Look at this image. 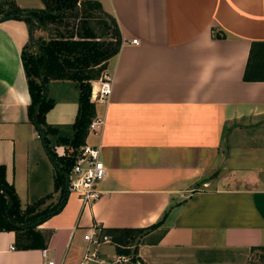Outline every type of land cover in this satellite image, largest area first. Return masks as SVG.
Returning a JSON list of instances; mask_svg holds the SVG:
<instances>
[{"label": "crops", "instance_id": "0c3cea01", "mask_svg": "<svg viewBox=\"0 0 264 264\" xmlns=\"http://www.w3.org/2000/svg\"><path fill=\"white\" fill-rule=\"evenodd\" d=\"M96 1L121 35L104 70L109 100L95 104L102 134L85 139L100 144L106 174L96 188L103 195L84 206L69 192L61 211L37 227L49 256L79 264L92 227L157 224L138 237L136 264H248L252 248H264V81L243 77L252 44L264 43V0ZM15 2L42 8L40 0L36 7ZM27 42L23 21L0 23V165L21 208L42 201L44 210L60 189L28 120L20 58ZM47 95L54 105L46 123L71 135L77 85L51 81ZM51 140L57 158L71 154ZM40 251L0 232V264H42ZM117 255L113 241L99 247L102 264Z\"/></svg>", "mask_w": 264, "mask_h": 264}, {"label": "trees", "instance_id": "16d2710c", "mask_svg": "<svg viewBox=\"0 0 264 264\" xmlns=\"http://www.w3.org/2000/svg\"><path fill=\"white\" fill-rule=\"evenodd\" d=\"M40 1L41 9L24 10L15 0H0V23L10 16L9 20L23 21L28 28V42L20 53L30 97L27 115L55 165V188L60 189V197L53 208L48 206L38 211L42 203L38 201L22 209L13 185L5 179V167L0 165V232H14L16 242L23 249H45L37 227L59 213L66 202L69 171L78 149L85 143L87 127L96 115L95 104L91 102V82L101 77L107 61L118 53L121 44L116 20L103 10L100 2ZM40 29L48 31L46 39H35L34 33ZM243 80L264 81V43L252 44ZM51 81L74 82L79 89L77 116L69 127L71 135L60 134L58 127L46 123L45 116L54 105L47 95ZM51 139L56 145L71 148L68 158L56 157ZM157 226L107 230L104 233L115 243L118 255H125L130 264H136L138 236ZM252 251H260L258 257L264 263V248H252Z\"/></svg>", "mask_w": 264, "mask_h": 264}, {"label": "built area", "instance_id": "2783aa9c", "mask_svg": "<svg viewBox=\"0 0 264 264\" xmlns=\"http://www.w3.org/2000/svg\"><path fill=\"white\" fill-rule=\"evenodd\" d=\"M131 42L137 44V40H132ZM91 88L92 103H107L112 88L110 74L103 73L97 81L91 82ZM104 124V117L95 116L87 127V136L93 135L100 138ZM100 149L99 143L97 145H90L85 142L78 149L68 174V192L76 193L84 206L96 202L103 195V192L96 188L97 184L103 180L106 174L105 166L100 157ZM111 241V237L106 235L101 227H92L87 239L88 246L79 264H102L103 261L99 257V247ZM10 249L13 250L14 247ZM40 255L42 264H58L49 256L47 249H41ZM111 261L113 264H127L129 257L117 255Z\"/></svg>", "mask_w": 264, "mask_h": 264}, {"label": "rangeland", "instance_id": "374dc122", "mask_svg": "<svg viewBox=\"0 0 264 264\" xmlns=\"http://www.w3.org/2000/svg\"><path fill=\"white\" fill-rule=\"evenodd\" d=\"M25 1V5L27 6V7H36L35 5H37V4H39V0H24ZM41 4V3H40ZM41 30V29H40ZM42 32L44 31V32H46V37H48V31L47 30H41ZM43 34V33H42ZM38 35L36 34V31H35V33H34V37H35V39H38V37H37ZM44 36H45V34H44ZM37 37V38H36ZM40 37V36H39ZM34 48H31V50H33ZM68 158V157H67ZM56 204V203H55ZM55 204H52V208L55 206ZM38 211H40V210H43V209H41V207H39L38 209H37ZM139 237V236H138ZM142 237V236H141ZM141 237H139V238H141ZM261 252L260 251H253L252 252V256H251V258H250V261L248 262V264H262L261 263V260H260V258L258 257V254H260Z\"/></svg>", "mask_w": 264, "mask_h": 264}, {"label": "water", "instance_id": "95a60500", "mask_svg": "<svg viewBox=\"0 0 264 264\" xmlns=\"http://www.w3.org/2000/svg\"><path fill=\"white\" fill-rule=\"evenodd\" d=\"M10 19V16L9 17H5V20H9Z\"/></svg>", "mask_w": 264, "mask_h": 264}]
</instances>
